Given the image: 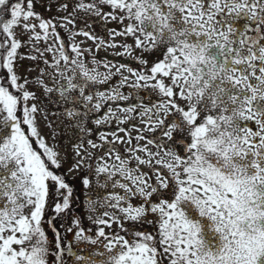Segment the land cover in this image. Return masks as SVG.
Masks as SVG:
<instances>
[{
	"label": "snow or ice",
	"instance_id": "6c2138e0",
	"mask_svg": "<svg viewBox=\"0 0 264 264\" xmlns=\"http://www.w3.org/2000/svg\"><path fill=\"white\" fill-rule=\"evenodd\" d=\"M0 264H264V0H0Z\"/></svg>",
	"mask_w": 264,
	"mask_h": 264
}]
</instances>
